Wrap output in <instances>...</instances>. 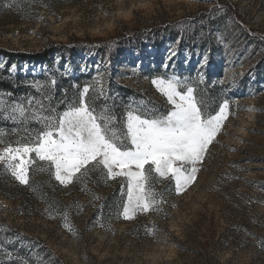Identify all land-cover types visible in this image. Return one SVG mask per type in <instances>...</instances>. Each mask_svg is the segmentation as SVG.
Here are the masks:
<instances>
[{
	"label": "rangeland",
	"instance_id": "rangeland-1",
	"mask_svg": "<svg viewBox=\"0 0 264 264\" xmlns=\"http://www.w3.org/2000/svg\"><path fill=\"white\" fill-rule=\"evenodd\" d=\"M185 19L191 24L174 27ZM233 20L239 23L230 25ZM178 31L184 39L171 37ZM137 33L144 36L141 46L129 42L115 59L80 53L50 65L21 63L11 72L56 81L86 73L84 85L99 73L117 117L130 102L167 107L153 77L203 74L200 90L209 110L224 99L232 104L228 134L214 145L212 159L185 195L169 193L163 213L141 214L134 221L117 219L121 184L105 183L99 173L92 174L87 192L79 184L60 186L47 173L33 175L39 186L33 191L0 173V227L12 230L3 233L10 239L22 236L7 247H16L33 264L41 257L46 264H264V110H248L264 109V0H0L4 50L38 53L50 43L91 48ZM169 49L178 53L171 60ZM0 64L5 65L1 56ZM6 123L0 129L15 127ZM166 186L167 181L158 187ZM49 202L73 205L79 239L60 219L45 215ZM77 203L83 206L79 213ZM153 225L158 231L149 235L146 229Z\"/></svg>",
	"mask_w": 264,
	"mask_h": 264
},
{
	"label": "snow or ice",
	"instance_id": "snow-or-ice-1",
	"mask_svg": "<svg viewBox=\"0 0 264 264\" xmlns=\"http://www.w3.org/2000/svg\"><path fill=\"white\" fill-rule=\"evenodd\" d=\"M218 10L224 11L222 7ZM177 55V51L169 49L167 59ZM203 63H207L206 56ZM163 67L167 70L169 66L165 63ZM11 71L16 72L17 66L11 65ZM203 81V74L196 78L174 73L157 75L151 84L165 98L167 107L154 110L130 102L121 117L107 103L111 97L99 73L77 97L56 104L55 78L26 85L38 95L14 97L11 92H0V120L15 125L0 129V173L33 191L39 188L33 175L47 173L60 186L79 184L84 192L89 191L92 174L99 173L105 183L121 184L117 219L134 221L141 214L163 213L169 193L185 195L198 182L206 162L212 159V148L220 143L222 135L228 134L226 127L234 115L228 99L217 109L209 110L208 100L200 90ZM101 100L104 103L98 104ZM60 104L64 105L63 110H59ZM165 181L167 186L160 189L158 186ZM93 199L99 197L93 194ZM72 208L73 205L60 207L49 202L45 215L60 219L61 227L79 239V230L71 220ZM75 208L77 213L83 210L78 203ZM99 226L108 228L103 223ZM10 231L6 226L0 227V234ZM146 231L155 235L158 229L153 225ZM15 241H22L21 234L17 233L14 239H0V264H33L16 248L7 247ZM35 264L46 262L41 257Z\"/></svg>",
	"mask_w": 264,
	"mask_h": 264
},
{
	"label": "trees",
	"instance_id": "trees-1",
	"mask_svg": "<svg viewBox=\"0 0 264 264\" xmlns=\"http://www.w3.org/2000/svg\"><path fill=\"white\" fill-rule=\"evenodd\" d=\"M186 24H191V21L189 19L179 21L178 23H175L174 27H181L180 25ZM171 37L175 39L181 37V39H184V37L180 35V31L172 34ZM143 39L144 36L141 35V33H137L135 36L128 37V39L126 40L117 41L113 39L110 42L101 44V46L91 48L88 46H81L80 44L66 45L50 43L41 52L38 53H24L21 51L0 49V56L5 58L4 67L0 68V92H11L14 94V97H23L26 94L38 95L33 89L27 87L26 85L35 80L47 81L50 79L45 75H33L21 72L13 74L11 72V65H20L21 63H28L32 61L43 62L50 65L52 64L54 59L67 60L72 59L74 56L80 53L92 54L93 52H96L102 59L111 60L119 57L122 54V51L120 50L121 46H125L130 42L134 43L130 47H140ZM87 78H89V74L86 73L80 74L76 77L66 75L59 77L55 85L53 103L56 104L61 100L70 101L77 97L79 91L84 86V81ZM101 102L104 101L101 100ZM63 107L64 105L60 104L59 110H63ZM0 123L4 124L5 121L0 120ZM7 124L9 123L7 122L6 125ZM33 127H35V125H33ZM1 236L3 238V236H6V234H3Z\"/></svg>",
	"mask_w": 264,
	"mask_h": 264
}]
</instances>
